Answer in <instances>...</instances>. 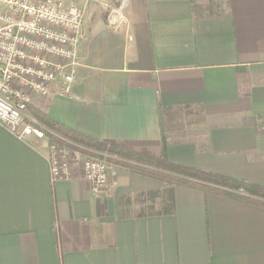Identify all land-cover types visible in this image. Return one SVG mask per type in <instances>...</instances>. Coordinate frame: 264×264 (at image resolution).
<instances>
[{"label":"crops","instance_id":"obj_1","mask_svg":"<svg viewBox=\"0 0 264 264\" xmlns=\"http://www.w3.org/2000/svg\"><path fill=\"white\" fill-rule=\"evenodd\" d=\"M125 14L118 31L86 18L69 92L33 105L155 156L164 138L173 163L264 187V0H128ZM180 111L196 122L185 134L168 124ZM162 190L126 170L98 196L78 171L53 181L46 141L0 122V264H264V208L183 185L173 208L135 201Z\"/></svg>","mask_w":264,"mask_h":264},{"label":"built area","instance_id":"obj_2","mask_svg":"<svg viewBox=\"0 0 264 264\" xmlns=\"http://www.w3.org/2000/svg\"><path fill=\"white\" fill-rule=\"evenodd\" d=\"M127 3L116 1L107 26L117 31L125 26ZM83 22L82 10L69 0H0V122L19 138L46 141L53 181L78 171L98 196L114 183L116 163L106 154L90 156L85 146L39 122L29 108L54 84L69 92Z\"/></svg>","mask_w":264,"mask_h":264},{"label":"trees","instance_id":"obj_3","mask_svg":"<svg viewBox=\"0 0 264 264\" xmlns=\"http://www.w3.org/2000/svg\"><path fill=\"white\" fill-rule=\"evenodd\" d=\"M32 115L47 128L75 142L107 151L130 165L129 171L160 181L163 190L147 192L151 198L165 195L167 206L173 208L171 188L175 185L194 187L211 191L216 195L264 208V187L233 179L215 173L205 172L193 167L180 165L168 160L165 152L166 142L162 139L159 156L140 152L114 140H97L77 132L48 116L35 106H30ZM170 110V108H168ZM168 111V110H167ZM131 162V163H130Z\"/></svg>","mask_w":264,"mask_h":264},{"label":"rangeland","instance_id":"obj_4","mask_svg":"<svg viewBox=\"0 0 264 264\" xmlns=\"http://www.w3.org/2000/svg\"><path fill=\"white\" fill-rule=\"evenodd\" d=\"M69 1L77 5L82 10L83 20L85 21L86 18H91V17H96V16L106 20L107 13L116 4L117 0H69ZM168 124L173 132H176V133L182 132L185 134L187 131H191V129L196 124V122L194 121V119L191 118V116H189L188 113L180 111L178 115L174 114L171 117V121L168 122ZM82 145L85 146L86 148L83 151H85L87 154H90V156L106 157L104 156L105 154L109 155L110 160L113 163L115 162L117 165V169H118L117 176L121 170L129 171L130 165L128 164L124 165L125 162L120 157H117L107 151H104V150H101V149H98V148H95V147H92L86 144H82ZM155 199L156 198H151L147 195H136L135 197V201L137 203L145 204L146 206L148 205L153 206V202L155 201ZM150 206L147 207L146 211L152 210Z\"/></svg>","mask_w":264,"mask_h":264}]
</instances>
